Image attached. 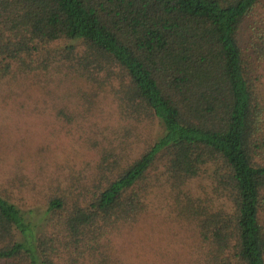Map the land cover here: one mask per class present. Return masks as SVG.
Returning a JSON list of instances; mask_svg holds the SVG:
<instances>
[{"label": "trees", "instance_id": "obj_1", "mask_svg": "<svg viewBox=\"0 0 264 264\" xmlns=\"http://www.w3.org/2000/svg\"><path fill=\"white\" fill-rule=\"evenodd\" d=\"M262 1L0 0V82L62 54L55 66L68 62L70 86L48 94L47 109L96 149L90 169L48 181L38 233L33 210L0 191V264H134L122 242L137 230L148 238L158 164L169 220L200 247L194 264H264V115L252 82L264 62ZM101 82L115 97L109 134L93 113ZM153 119L162 134L141 140ZM206 171L198 193L190 186Z\"/></svg>", "mask_w": 264, "mask_h": 264}, {"label": "rangeland", "instance_id": "obj_2", "mask_svg": "<svg viewBox=\"0 0 264 264\" xmlns=\"http://www.w3.org/2000/svg\"><path fill=\"white\" fill-rule=\"evenodd\" d=\"M262 12L264 0L256 10L257 15ZM251 21L252 19L248 20L247 24L242 26L241 45L244 48L251 38ZM61 44L63 46L65 43ZM61 55H56L47 69L31 71L16 80L5 78L0 82V191L10 194L12 201L23 211L33 210L29 217L37 224V233L45 223L47 207L44 191L48 181L51 178L57 181V177L65 180L70 173L77 174L83 166L90 169L92 165L90 166L89 162L96 159V149L86 141L87 133L80 134L75 123L62 124L58 113L47 109V100L49 102L54 99L48 94H62L64 89L70 86L64 81V75L68 77V74L72 73L70 69H66L68 62L64 61L65 66H55V63L61 60ZM255 71L252 82L256 87L259 108L264 115V62L259 63ZM98 84L94 105L102 111L96 110L93 113L99 115V124L103 125V130L108 129L106 132L109 134L118 129V126H114L115 97L109 84ZM111 84L119 86L116 80ZM150 127L151 131L141 140L150 141L162 134L163 128L158 120L153 119ZM140 131L143 133L141 126ZM142 145L143 142L140 146ZM157 166L158 169L152 170L148 178L152 187L147 203L151 209L149 214L153 216L148 228V238L141 236L136 229L137 233L131 236L129 244L125 241L122 244L126 245L125 249H128L132 256L130 262L134 264H167L168 257L170 261L175 259V264H194L193 260L202 258L200 247L196 245L192 235L190 239L187 238L189 233L183 226L180 227L175 221L169 220L168 188L159 186L165 176L162 174L163 166ZM210 176L212 174L206 171L205 175L202 174L201 179L193 181L190 187L200 193L198 186L211 182ZM260 220L264 225V210ZM16 238L22 239L18 231ZM142 238L144 241H141ZM147 240L148 251L139 249L140 246L146 245ZM186 241H189L187 250L180 249L177 253L175 247Z\"/></svg>", "mask_w": 264, "mask_h": 264}]
</instances>
